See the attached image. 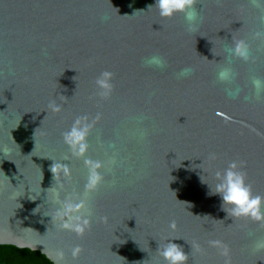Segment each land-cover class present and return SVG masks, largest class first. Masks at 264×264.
Segmentation results:
<instances>
[{"label": "water", "instance_id": "1", "mask_svg": "<svg viewBox=\"0 0 264 264\" xmlns=\"http://www.w3.org/2000/svg\"><path fill=\"white\" fill-rule=\"evenodd\" d=\"M150 5L0 0V245L40 252L52 264L58 252L60 264H166L158 248L172 242L186 264H224L209 245L219 240L231 264H264L255 247L264 227L229 217L212 193L215 172L237 161L264 196V93L251 83L264 79V41L255 38L264 32V0H197L195 32L182 14L165 20ZM233 39L248 43V62L226 59ZM152 55L166 66H147ZM223 66L235 72L231 84L217 80ZM185 68L191 73L178 78ZM104 71L114 74L108 99L95 85ZM51 101L60 113L48 109ZM97 115L86 158L104 165V180L90 195L91 226L81 237L51 219L58 205L50 188L61 199L84 195V159L63 133L77 117ZM54 161L69 174L54 179Z\"/></svg>", "mask_w": 264, "mask_h": 264}, {"label": "clouds", "instance_id": "2", "mask_svg": "<svg viewBox=\"0 0 264 264\" xmlns=\"http://www.w3.org/2000/svg\"><path fill=\"white\" fill-rule=\"evenodd\" d=\"M256 3V0H252ZM197 0H155V6H149V9L156 8L159 16L162 19H172L177 14H182L189 32H195L201 22L199 10L196 8ZM255 38L264 41V32H256ZM229 60L231 57L248 62L251 59L250 47L244 40H232L231 47L227 50ZM145 64L149 67L164 68L166 61L159 55H152L145 59ZM191 68L182 69L177 74L178 78L186 77L191 73ZM114 74L110 71H104L96 79L95 85L98 89V95L102 99H108L114 89L112 80ZM235 79V72L230 66H223L218 69L217 80L221 83L231 84ZM251 83L255 89L256 95L260 96L264 93V79L253 76ZM237 92L239 89L236 90ZM230 95L235 93L229 92ZM48 109L58 114L62 108L55 101H51ZM99 115L95 120L90 121L89 117H77L71 128L63 133L64 143L69 147L71 154L77 158L84 159V165L87 169V180L84 186V195L73 200L65 196L61 199L60 190L56 187H51L53 193V201L58 205L55 215L51 217L53 221L58 222V226L62 230H67L75 233L77 236H83L86 231L90 230V217L92 215L89 206V198L92 193L97 191L103 183L104 176L102 169L104 165L100 161L86 158L88 152V137L96 122L99 120ZM216 160L214 154L208 157L209 165ZM245 165L243 162L232 161L221 172H215V184L213 194H217L222 199V210L234 220H247L254 223H260L264 227V196L254 194L252 185L248 182L247 173L243 170ZM63 172L65 176L69 174L67 164L55 162L51 166V172L56 179L59 172ZM62 188V186H61ZM107 222V218H103ZM169 227L175 230L177 225L172 221ZM210 247L216 248L219 254L224 258V264H231L230 249L227 244L219 240L209 241ZM255 247L257 250L264 249V238L256 241ZM191 248L197 252H202L198 243L193 242ZM82 249L77 246L72 249V256L76 258L81 253ZM159 255L163 258L166 264H186L189 257L183 251L181 245L168 242L158 248ZM64 259V253L58 252L55 256L56 264Z\"/></svg>", "mask_w": 264, "mask_h": 264}, {"label": "trees", "instance_id": "3", "mask_svg": "<svg viewBox=\"0 0 264 264\" xmlns=\"http://www.w3.org/2000/svg\"><path fill=\"white\" fill-rule=\"evenodd\" d=\"M0 264H52L43 254L11 245H0Z\"/></svg>", "mask_w": 264, "mask_h": 264}]
</instances>
